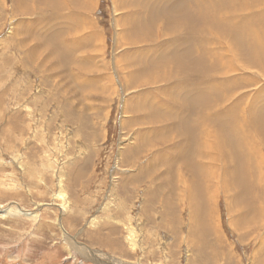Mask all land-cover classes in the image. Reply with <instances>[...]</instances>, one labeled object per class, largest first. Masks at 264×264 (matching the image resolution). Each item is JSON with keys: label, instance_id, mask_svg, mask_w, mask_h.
<instances>
[{"label": "rangeland", "instance_id": "1", "mask_svg": "<svg viewBox=\"0 0 264 264\" xmlns=\"http://www.w3.org/2000/svg\"><path fill=\"white\" fill-rule=\"evenodd\" d=\"M91 1L90 10L73 15L69 1L64 0L65 14L81 22L72 25L58 20L54 25L51 18L59 14L39 8L41 14L34 0L22 8L34 11L29 14L20 13L14 0H0V264H264L263 197L256 206L260 215L250 213L249 223L238 222L254 203L245 206L222 171H218L217 185L207 177L214 188L207 189L211 201L206 219L193 204H202V196L193 199L192 207L183 197V201L174 200L177 208L162 223L167 190L149 173L163 174L157 159L170 154L164 144L152 143L148 132L172 124L162 120L165 109L160 93L166 87L154 85L161 81L151 80L147 86L142 82L158 73L168 74L169 65L185 69L203 57L206 60L194 66L198 72L208 71L202 83L219 82L216 76L225 73L220 80L227 81L229 88L207 97L211 93L204 86L202 100L195 104L189 94V104L215 113L218 106V113L236 106L234 124L245 126V133L248 126L254 127L248 136L261 134L264 73L248 67L252 36L241 34L248 49L239 53L238 67L228 69L233 64L222 48L223 39L220 46L215 44L218 40L211 32L224 29L222 19H228L232 32H238L241 19L262 18L264 0H248L251 7L235 23L238 7L233 8L231 0L206 4L204 0H169L172 8L165 10L161 4L147 29L135 27L150 22L144 16L146 1L130 6L121 5L120 0ZM234 1L239 6L244 3ZM211 4L218 19L208 10ZM147 12H153L151 7ZM188 16L201 34H189L185 23L165 22ZM213 19L217 21L211 23ZM61 23L77 29L49 38L59 32L56 26ZM89 36L93 44L86 41ZM235 39L239 40V34ZM218 55L222 60L216 59ZM260 66L263 70L264 60ZM85 76L95 81L90 83ZM180 95L174 91L172 97L175 101L186 98ZM127 103L128 112H124ZM132 106L139 108L134 111ZM150 109L160 116L161 126L133 124V115L141 112L138 116L146 117ZM253 115L259 117L255 125ZM144 135L148 136L147 151L125 155ZM258 138L257 150L264 156L262 136ZM153 157L156 171L148 165ZM224 186L226 191L230 188L227 193ZM215 190L217 198L212 203ZM198 220L201 225L197 226ZM254 223L260 225L258 231L249 227ZM204 225H211L210 236L203 235Z\"/></svg>", "mask_w": 264, "mask_h": 264}, {"label": "bare ground", "instance_id": "2", "mask_svg": "<svg viewBox=\"0 0 264 264\" xmlns=\"http://www.w3.org/2000/svg\"><path fill=\"white\" fill-rule=\"evenodd\" d=\"M27 1L31 2L32 0H14V2L16 3V6L14 7L22 14H29L30 12L33 13L34 12L33 10L22 9L25 3L28 4ZM34 1L35 2L33 4H35V7L37 5L38 9L45 8L48 9V11L50 10V13H53L55 15L59 14V18H54V19L51 18V21L54 25H56V22L58 20H62L68 24L72 23V25H77L81 22V20L78 19L77 17H73L65 14L64 8L66 7V5L65 2H63L64 0H34ZM68 1H69L68 6H70L68 8H71V10L74 12L73 15L83 14L85 11L90 10L91 6L93 5V1L91 0H68ZM143 1H146L144 16L147 19H150V22L148 25L140 22L135 25L136 28L147 29L150 25H153L156 19L155 13L160 10L159 6L161 4L165 5V7L163 8L165 10H167V8L171 9L173 6V4L169 0H143ZM207 1L209 0H204V4H206ZM240 1L244 3L240 4ZM255 1L261 2L262 0H255ZM127 3L128 6H130L133 3H137V0H120L121 5L126 6ZM239 4L241 6L237 5L236 1L231 0V6L233 8L238 7L232 19V22L234 23L237 22L238 17L242 12L247 10V8L251 7L250 2L248 0H239ZM212 6L213 4H211L210 7H208V10L210 11L211 14H213L217 18V14L213 10ZM148 7H151V10L153 12L148 13L147 12ZM79 10L81 12H79ZM39 11L41 12L42 10L39 9ZM41 14L43 13L41 12ZM120 15H118V17H120ZM263 17L262 18L256 17L255 21H253L251 18L241 19L240 21L242 22V27L239 29L238 32L236 31L232 32L233 29L229 28L230 21L228 19L219 20V22L223 24L224 29L212 30L211 34L215 38V41L218 40V42H216L215 44L220 46V43L223 39L222 48L226 49V53H228L227 57L230 60V62L233 64L229 66L228 69L238 67L236 66L238 65L236 61L238 60L239 53H242L247 48V44L245 43L243 38H241V34L243 35L244 32L245 34L252 36L250 43L251 55L248 56V58H246L247 61L249 62L248 67H250L251 69H255L256 71L259 72L262 71L264 73L263 71L264 69L261 70L262 66H260L264 58L259 52L261 51L264 55V26L260 27V24L262 25V23H264ZM189 19L190 16L184 19H179L178 21L168 20L165 22L169 24L171 23L172 25L185 23L187 24L188 27L187 30L189 34L193 36L201 34V33H197L199 28L195 29L194 25L190 22ZM215 21L217 20L213 19L210 22L212 23ZM47 22H49V20ZM68 24H64V23L58 24V26H56V29L59 32H56L55 34H50L49 38H56L62 36L64 34V31H66V29H68V31L77 29V27H70L71 28L70 29ZM116 25H118V21L116 22ZM78 28H84V27L79 26ZM136 28L130 29L129 32H132V30ZM236 28H238L237 25ZM238 34H239V40L235 39ZM118 35H120V33H118ZM80 37L81 34L79 33L76 36V38L79 39ZM71 38L74 37L71 36ZM90 38H91L90 36L87 37L86 41L90 42V40H88ZM146 39L147 38L144 37L142 40L146 41ZM81 40L83 41L84 37H82ZM90 43L93 44V42ZM211 56H215V54H211L210 57ZM66 59L67 58H65V60ZM216 59L222 60L220 59V55L216 56ZM205 60H206L205 58L201 57L197 60H192L193 61L192 64L194 66H198ZM148 66L149 67L154 66V61L152 62V64L149 63ZM194 66H190L185 69H181L180 67H177L178 69H175L169 65L170 71L168 72V74L158 73L154 76L142 80L144 86L150 85L151 82L153 81H161L154 83V85L156 87H159L158 86L159 83L160 84L163 83V85L166 87L160 93L164 100L163 106L165 109V117L164 118L162 117V120L166 119V121H168L169 124H172L167 129L160 128L161 130H158L154 133L148 132L150 134L149 136L151 137L153 136L152 139L154 141L152 140V143H156V144L161 143V146L164 144L165 151L170 154V156L165 157L164 156L165 154L163 153L164 155L161 154V157L157 159V161H159V166L157 168L158 169L162 168L164 172L163 174L161 173L156 174V172L149 173L156 181L160 182L161 189L164 188L165 190H167V194L165 195L166 197L165 201L162 200L163 202L162 205L164 209V214H163L164 219L162 220V223L165 222V220L168 221L169 219H171L170 214L172 209L177 208V205H175L176 203H174V200L183 201L184 198H186L187 201H189L190 207H192L193 204L195 205L197 214L201 215L202 213H204L203 219L207 217V205L208 202L210 204L211 201L210 198H208L207 196L209 195V191L207 189L212 188L213 186V184L210 182H213L215 184L219 183V178L221 175L218 174V171H222L225 174L226 176L225 181L233 182L232 184L235 185L234 186L235 192L240 196L245 206L248 207L249 206L248 203L249 202L251 203L253 200L254 205L252 207L250 206L251 209L253 210L250 212L251 209L249 210L245 209L246 211H249V213H247V215L244 213V215L240 216L241 220H238V222H241L243 224H245L246 222L249 223L248 218L251 216V214L252 213L256 215L258 214L257 209L259 208H257L256 206H258L262 197L264 200V161H263L264 156L261 153L259 154L257 150L258 146L260 145L258 138L259 135L262 136V145H264V130L259 126L262 135L258 134L257 132V134L255 133L256 136H248L250 134L252 135L251 131L254 127L248 126L249 128L247 127V129L249 131L248 133L247 132L245 133L244 132V130L246 129L245 126L241 125L242 127H240L237 124L235 125L234 122L235 120L237 122V119L236 116L233 115V113L237 109L236 106H232L231 108L227 106V110L226 111L224 110L225 112L223 111L224 113L222 112L218 113V110L221 108V106H218L216 108L217 113L213 112L212 110H203L202 106H197L196 108L192 107L188 102L190 100L188 98L193 97L192 101L195 104L201 101L203 95V90L201 89L204 88V86H206L209 89L208 92L211 93V95L208 93L207 97L212 96V91H216V90L220 91L221 89L225 90L229 88L227 81L220 80L225 76V73H220L216 76L219 82H215L214 80L213 81L209 80L207 83L203 84L201 80L208 76V71L205 69H200V71L198 72L197 69L194 68ZM81 70L82 69H80V71ZM86 71L85 74H87ZM81 72L84 73L83 70ZM86 79H87L86 81L90 83L95 81V79L90 80V78L88 77H86ZM186 81L188 82L189 85L187 84ZM174 91L176 95H178V98L182 97V95L180 94H183V97L186 98L183 99L182 101H175V99L172 97ZM195 92H197L200 95L198 96L194 95ZM189 94L193 96L189 97L188 96ZM204 100L209 101V99L206 98ZM258 100L259 99H257V101ZM227 101H230L229 98L225 101V103H229ZM151 102L153 103V101ZM144 104L145 102L143 104L141 103V105L143 106ZM223 106L224 104L222 105V107ZM127 107H128V103L125 104L124 112H128ZM133 108L135 111L139 107L136 108L135 106ZM140 113L133 115L132 120L134 122L133 123L134 125L137 124L143 126L149 125V126H155L157 128L161 124L162 120L161 118H159L160 116L158 117V115L156 114L157 112L155 110L150 109L148 115L143 118L138 116V114ZM259 117L261 118L258 122L264 126V114L263 116L259 114ZM259 117L256 116L255 119V116L253 115V117L251 118L253 122L251 123L255 125L254 121L255 120L257 121ZM245 119L246 118H244L243 121H245ZM146 120H149V122ZM129 122H131V120H129L128 123ZM243 123L245 124L246 122ZM213 127L216 128L218 127V129L216 130V128H214L215 129L214 130ZM165 130L168 132L167 134H165L164 132ZM147 137L148 136L146 135L140 137V140H138L136 146L135 147L133 146L134 148H130L125 153V155L132 152L138 154L140 152L141 153L143 152L144 154L143 149L146 150L148 147L147 145H146L147 147L146 146L144 147V142ZM223 137L227 138V141ZM137 158L138 156L136 155L135 158L136 161ZM154 160L155 158L153 157L151 161L148 163V165L152 166V170L156 171V168H153V166L155 165H153L152 161ZM218 162H220L221 165L220 168L217 167ZM228 166H230V169ZM137 177H141V175L136 174V178ZM207 177L210 179V182L207 181L208 179ZM206 182L209 183L206 184ZM178 189H180L182 195L178 192ZM229 189L230 188L228 187L226 191L224 186L223 190L225 193H227ZM158 192L160 193L161 191ZM217 193H218L217 190H215L214 193L215 198L212 200V203L216 202ZM255 194L256 196H254ZM201 196L203 199V201H201L202 204L199 203L195 204L193 202V199L201 198ZM152 203H155V201ZM200 222L201 220H198L197 226L201 225ZM259 226L260 225L257 223L249 225V227L252 228L250 229L251 230L255 229V231L258 229ZM201 229L203 235L206 237L210 236V234L212 233L211 225H204L202 226ZM202 232H200V234Z\"/></svg>", "mask_w": 264, "mask_h": 264}, {"label": "crops", "instance_id": "3", "mask_svg": "<svg viewBox=\"0 0 264 264\" xmlns=\"http://www.w3.org/2000/svg\"><path fill=\"white\" fill-rule=\"evenodd\" d=\"M66 2H67V0H65ZM32 2V1H31ZM32 3H34V2H32ZM74 17H76V16H74Z\"/></svg>", "mask_w": 264, "mask_h": 264}]
</instances>
